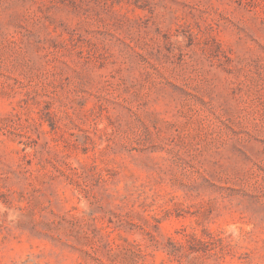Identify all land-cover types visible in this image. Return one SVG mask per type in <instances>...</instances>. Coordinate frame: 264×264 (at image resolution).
Instances as JSON below:
<instances>
[{"label":"rangeland","instance_id":"374dc122","mask_svg":"<svg viewBox=\"0 0 264 264\" xmlns=\"http://www.w3.org/2000/svg\"><path fill=\"white\" fill-rule=\"evenodd\" d=\"M0 264H264V0H0Z\"/></svg>","mask_w":264,"mask_h":264}]
</instances>
